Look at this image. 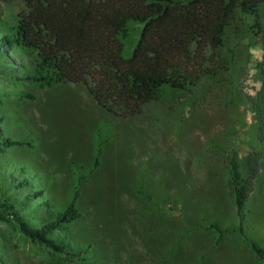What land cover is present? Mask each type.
Instances as JSON below:
<instances>
[{
  "label": "rangeland",
  "instance_id": "374dc122",
  "mask_svg": "<svg viewBox=\"0 0 264 264\" xmlns=\"http://www.w3.org/2000/svg\"><path fill=\"white\" fill-rule=\"evenodd\" d=\"M24 10L20 0H0V36ZM256 21L264 29V4L258 19L237 11L218 73L131 118L106 111L82 83L32 86L23 76L36 56L6 49L16 64L0 60V264H261L233 232L224 168L232 150L262 153L243 226L264 248V147L247 101L262 57ZM138 31L131 25L133 41ZM75 186L80 217L61 234L73 255L27 238L12 220L42 224ZM209 222L227 229L218 245Z\"/></svg>",
  "mask_w": 264,
  "mask_h": 264
},
{
  "label": "trees",
  "instance_id": "16d2710c",
  "mask_svg": "<svg viewBox=\"0 0 264 264\" xmlns=\"http://www.w3.org/2000/svg\"><path fill=\"white\" fill-rule=\"evenodd\" d=\"M20 1L25 10L18 14L15 26L0 36V60L16 64L6 49L33 54L37 58L34 66L23 76L29 84L82 83L102 108L121 118L140 114L168 92H187L201 79L213 78L222 66L219 51L236 12L258 19L264 4V0ZM133 24L139 25L135 41L130 34ZM253 28L262 57L255 65L258 88L247 95V101L254 139L264 147V29L257 21ZM98 158L97 150L94 165ZM262 159L260 151L247 145L243 153L232 150L224 168L226 193L238 221L233 232L264 264V248L247 236L243 226L245 201L254 190ZM77 196L75 186L71 200L38 226L28 225L17 213L11 215L12 220L27 238L55 252L73 255L61 234L80 217ZM207 229L215 235L216 245L227 232L216 222L207 223Z\"/></svg>",
  "mask_w": 264,
  "mask_h": 264
}]
</instances>
